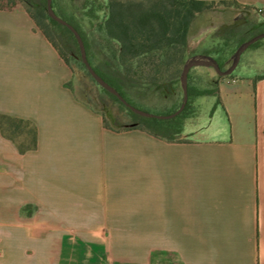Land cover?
I'll use <instances>...</instances> for the list:
<instances>
[{
    "label": "crops",
    "instance_id": "obj_1",
    "mask_svg": "<svg viewBox=\"0 0 264 264\" xmlns=\"http://www.w3.org/2000/svg\"><path fill=\"white\" fill-rule=\"evenodd\" d=\"M209 1H227V23L264 9ZM205 14L189 43L211 50L209 26L193 31ZM212 72L189 71L216 80L207 120L187 118L173 140L116 131L68 84L73 68L26 8L0 7V113L37 128L24 152L0 130V264H264L263 71ZM116 215L153 225L119 236Z\"/></svg>",
    "mask_w": 264,
    "mask_h": 264
},
{
    "label": "trees",
    "instance_id": "obj_2",
    "mask_svg": "<svg viewBox=\"0 0 264 264\" xmlns=\"http://www.w3.org/2000/svg\"><path fill=\"white\" fill-rule=\"evenodd\" d=\"M24 1L28 2V0ZM219 3L228 5L227 1ZM32 4L26 6V10L64 60L72 68L70 59H74L82 68H86L81 60L79 45L73 32L49 16L47 0H35ZM70 4L69 10L62 8L57 13L80 32L88 59L94 69L135 106H137L135 102L125 94V86L139 87L148 79L162 84L170 82L174 86L176 76L181 85L180 75L183 64L195 53L214 51L219 54L216 58L222 65L220 53L224 51V47L218 43H207L211 46V50H189V29L192 22L200 12L218 4L215 1L70 0ZM14 6L15 4L0 7ZM244 40L246 39L241 40L240 43ZM62 44H65V48ZM91 55H99L100 64L94 63ZM256 77L263 78L264 72ZM211 82H214V87H201L189 83V98L186 106L176 116L166 119L135 113L105 88L109 95L125 106L131 122L124 123L117 116H112L110 121L104 112L95 108L90 102H86L102 113L104 123L110 129L116 131L142 129L152 135L173 140L182 132L186 119L199 113L198 109L191 108L193 95L213 94L217 97V102H220L216 80L212 79ZM68 84L72 85V81ZM178 107L168 110L167 113L175 111ZM0 130L16 142L21 152L37 146V128L28 119L0 113ZM19 136L21 139H18Z\"/></svg>",
    "mask_w": 264,
    "mask_h": 264
},
{
    "label": "rangeland",
    "instance_id": "obj_3",
    "mask_svg": "<svg viewBox=\"0 0 264 264\" xmlns=\"http://www.w3.org/2000/svg\"><path fill=\"white\" fill-rule=\"evenodd\" d=\"M35 0H0V6H10L15 4L22 5L24 7L30 4L33 5ZM79 1V0H78ZM54 4V5H53ZM52 6L57 13L60 9H70V0H54ZM222 6H227L224 3H218L213 7L205 10V15L203 19L201 18L200 25L194 26V32H198L202 29V26H209L201 34L204 35L203 42L206 43H218L221 47H224V51L220 53L222 67L226 68L230 64V58L233 50L238 46L241 40L250 38L253 34L264 30V9L249 8L242 18H237L236 21L227 23L228 18L226 13L221 9ZM34 7V6H32ZM204 12V11H202ZM201 12V13H202ZM58 14V13H57ZM231 34H234L233 37ZM234 39V40H233ZM63 45V44H62ZM65 48V44L63 45ZM200 47L190 46L189 50H198ZM215 54V53H214ZM219 54H217L218 56ZM248 55L252 56V61L249 64L245 63V58ZM91 59L94 63L100 64L101 57L99 55L92 56ZM73 66V78L72 86L76 94L85 101L90 102L95 108L104 112L107 118L112 121V116H117L122 122H131V117L128 114V110L124 105L116 101L111 95H109L97 81H95L92 76L88 73L86 68H82L74 59H70ZM264 68V37L257 40V42L252 43L243 54L242 59H240L238 66L233 70L234 73L242 72L248 69L251 70H262ZM213 69V68H212ZM213 77H221L213 69ZM175 79L174 86L170 82L162 84L153 80H147L143 85L139 87H128L125 86V94L135 102V104L144 110L166 114L168 110L173 109L182 101L183 92L181 89L178 76ZM214 79V78H213ZM199 85L201 87L212 86L214 87V82H211L210 78L206 76H199L195 73L189 74L188 84ZM193 108L198 109L201 120H207L209 116L214 112L215 106L217 105L216 96L213 94H200L193 95ZM18 139H21L19 136ZM119 217L118 215H116ZM126 218L122 220V218ZM120 223H125V226L116 225L117 235H126L132 233L134 238L135 232L142 234V226L139 224H146L147 231L150 230V225H153V215H121L119 219L116 220ZM125 228V229H124ZM150 232V231H149ZM153 232V231H152ZM137 238L140 239L138 236ZM153 238V236H152ZM142 240V236H141Z\"/></svg>",
    "mask_w": 264,
    "mask_h": 264
},
{
    "label": "water",
    "instance_id": "obj_4",
    "mask_svg": "<svg viewBox=\"0 0 264 264\" xmlns=\"http://www.w3.org/2000/svg\"><path fill=\"white\" fill-rule=\"evenodd\" d=\"M47 13L49 14V16H51L54 20L58 21L59 23H61L62 25H65L66 27H68L74 34L78 45H79V49H80V55H81V60L83 61V63L85 64L87 70L89 71V73L91 74V76L102 86L104 87L106 90H108L109 92L113 93L115 96H117L120 101L129 109H131L132 111H134L137 114H140L142 116H146V117H156V118H162V119H166V118H171L176 116L177 114H179L184 107L186 106V103L188 102V98H189V94H188V76H189V71L192 67L194 66H207V67H212L219 75H228L230 73L233 72V70L235 69V67L237 66V64L240 61L241 55L242 53L254 42H256L257 40H259L260 38L264 37V31H261L253 36H251L250 38L242 41L236 48V50L233 52V54L231 55L230 58V64L228 67L223 68L222 65L219 63L218 59L216 57H214L213 55L209 54V53H195L191 56H189L184 64H183V68L181 71V75H180V80H181V86L183 89V97H182V101L179 105V107L171 112V113H166V114H159V113H154V112H150L147 110H144L142 108H139L135 105H133L131 102H129L121 93L120 91H118V89L116 87H114L113 85H111L108 81H106L92 66V64L90 63L89 59H88V55H87V51H86V47H85V43L84 40L80 34V32L76 29V27H74V25H72L69 21H67L66 19H64L63 17H61L59 14H57L52 6V0H47Z\"/></svg>",
    "mask_w": 264,
    "mask_h": 264
}]
</instances>
